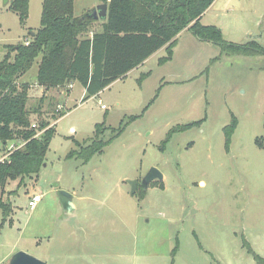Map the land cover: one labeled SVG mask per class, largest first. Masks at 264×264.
I'll return each instance as SVG.
<instances>
[{
    "label": "rangeland",
    "instance_id": "rangeland-1",
    "mask_svg": "<svg viewBox=\"0 0 264 264\" xmlns=\"http://www.w3.org/2000/svg\"><path fill=\"white\" fill-rule=\"evenodd\" d=\"M102 3L75 0V14ZM42 11L43 0H30L24 25L0 0V60L7 44L41 27ZM205 23L222 28L228 41L264 44V0H218ZM207 43L189 32L173 62L160 67L159 55L88 99L77 82L69 96L54 88L42 101V55L36 59L20 80L31 85L30 119L50 121L56 133L39 175L0 190L12 205L6 221L0 207V264H10L19 250L47 264H264L255 257L264 260V55L214 61L220 46ZM147 70L153 73L143 78ZM166 70L177 75L160 83ZM233 117L227 145L224 128ZM194 121L202 122L184 127ZM99 123L110 141L85 162L81 145L92 141ZM2 152L0 146V159ZM153 166L164 179L152 181L145 194L141 187L132 193L129 179L142 180ZM60 190L74 192L72 210ZM34 192L44 193L36 210L28 207Z\"/></svg>",
    "mask_w": 264,
    "mask_h": 264
},
{
    "label": "trees",
    "instance_id": "trees-1",
    "mask_svg": "<svg viewBox=\"0 0 264 264\" xmlns=\"http://www.w3.org/2000/svg\"><path fill=\"white\" fill-rule=\"evenodd\" d=\"M108 3V18L99 29L95 20L85 15L75 14V0H43L41 27L29 33L30 44L25 40L17 44H7L8 49L0 60V146L2 150L13 148L18 139L29 140L23 148L14 150L9 159L0 161V190L10 181L19 180V186L26 178L39 175L51 141L56 133V125L44 119L33 128L30 119L32 111L27 107L31 85L19 79L39 62L37 82L47 91L62 89L72 82H79L87 92L85 99L99 94L119 78L125 77L150 56L163 47L167 54L161 62L173 58L179 35L184 30L191 31L204 41L220 46L223 55H264V44L257 40L245 43L228 41L222 28L203 24L201 18L215 0H104ZM22 24H27L30 15V0H11ZM91 32L93 34L91 35ZM93 67L95 68L93 70ZM144 78V76H143ZM43 95L41 100H45ZM66 114L65 112L61 115ZM139 115L130 116L135 120ZM194 121L184 126L186 129L200 124ZM105 123L96 125V134L83 148L81 157L88 162L96 153L104 151L108 141L103 135ZM237 126V118L225 126L227 145ZM44 132L35 137L38 131ZM123 126L115 129L113 137L119 136ZM77 153L72 150L68 156ZM143 189L145 194L146 190ZM0 207L4 221L11 214V202L0 197ZM4 222L0 225L3 226ZM250 252H254L246 243ZM178 250V245L174 253ZM255 254V252H254ZM256 259L264 260L255 254Z\"/></svg>",
    "mask_w": 264,
    "mask_h": 264
},
{
    "label": "water",
    "instance_id": "water-1",
    "mask_svg": "<svg viewBox=\"0 0 264 264\" xmlns=\"http://www.w3.org/2000/svg\"><path fill=\"white\" fill-rule=\"evenodd\" d=\"M8 3L10 0H4ZM108 10L109 5L108 3H102L98 5L95 9L89 11V13L85 14V16L89 18H93L95 20L105 21L108 18ZM95 68L93 67V70ZM164 174L162 171L153 166L151 169L144 175L142 180L138 178L129 179V183L132 186V193H136L139 187H143L145 190L148 189L150 183L154 180H163ZM59 195L61 201L67 210H72L75 207L73 201V194L66 190H60ZM10 264H47L46 261L35 257L34 255L30 254L25 250H19L12 256L10 260Z\"/></svg>",
    "mask_w": 264,
    "mask_h": 264
},
{
    "label": "crops",
    "instance_id": "crops-1",
    "mask_svg": "<svg viewBox=\"0 0 264 264\" xmlns=\"http://www.w3.org/2000/svg\"><path fill=\"white\" fill-rule=\"evenodd\" d=\"M217 1L218 0H215V2L212 4V6H214V4H216L217 3ZM212 6L210 7V8H212ZM209 8V9H210ZM209 9L203 14V16H202V18H201V21H202V23H203V18L205 17V15H206V13L209 11ZM102 22L103 21H100V23H99V25H98V28L101 26V24H102ZM206 24V23H205ZM221 27H223V26H221ZM96 29H97V25H96ZM33 31H36V29L34 30L33 29ZM223 31V30H222ZM189 32H191V31H189V30H185V31H183L180 35H179V37H178V41H177V44H176V46H175V48H174V55H173V58L171 59V60H169V61H166V62H161V59H162V57H164V56H166V54H167V51H166V47H163V48H161L160 50H158L156 53H154L152 56H150L146 61H144L142 64H140L138 67H136V68H134L132 71H130L125 77H122V78H119L118 80H116V81H121V80H123V79H126V78H128L131 74H133L135 71H138V70H140V69H143V68H145L146 66H147V64L151 61V60H153L154 58H156V57H158L159 55V57H158V60H157V63H158V66H165V65H168L169 63H171V62H173V60H174V58H175V55L177 54V48H178V46H179V43H180V39L183 37V36H185V35H187ZM192 33V32H191ZM93 34V32H91V35ZM190 37V36H189ZM30 37H27V38H25L24 40H26V39H29ZM196 38H198L197 36H196ZM199 40H201L200 38H199ZM208 43L207 44H212V43H209V42H211V41H207ZM232 42H234V41H232ZM214 44V43H213ZM163 51L164 52H166V54H164L163 56H161V54L163 53ZM226 56H233V55H226ZM244 56H246V55H244ZM152 73H153V70H147V71H145V73H143L142 74V76H144V77H150L151 75H152ZM25 75V74H24ZM23 75V76H24ZM177 74L175 73V72H172V71H168V70H166L165 72H163L162 73V76L160 77V80H159V82L160 83H162V81H166V78H169V77H172V76H176ZM23 76H21V78H23ZM21 78L19 79V81L21 80ZM21 82V81H20ZM168 82L170 83L171 82V80H168ZM24 83V82H23ZM77 82H72L71 84H68V85H66L65 87H63V88H65L64 90H63V93L64 94H66L67 96H69L70 95V93H71V90H72V88H73V86L76 84ZM110 87V86H109ZM109 87H107L106 89H108ZM56 90H60L59 88H57ZM44 95H49V93L51 92V90H49V91H47L45 88H44ZM84 92H86V89L84 88ZM103 91H101L100 93H102ZM99 93V94H100ZM99 94H97V95H99ZM52 125H53V123H52ZM73 129H74V127H73ZM201 184H205V182L204 181H201ZM5 190V189H4ZM3 193H4V191H3ZM37 193H41V194H43L44 195V193H42V192H34L33 194H30L29 195V199H30V197L31 196H33L34 194H37ZM73 194H74V192H73ZM3 198V197H2ZM73 199H74V196H73ZM44 197H43V199H42V201L39 203V205L36 207V209H40V208H42L43 206H44ZM40 206V207H39ZM36 209H34V210H36ZM12 258V257H11ZM11 260V259H10ZM44 261H46V259H44ZM47 262V261H46Z\"/></svg>",
    "mask_w": 264,
    "mask_h": 264
},
{
    "label": "built area",
    "instance_id": "built-area-1",
    "mask_svg": "<svg viewBox=\"0 0 264 264\" xmlns=\"http://www.w3.org/2000/svg\"><path fill=\"white\" fill-rule=\"evenodd\" d=\"M25 43L27 45L30 44V39H26L25 40ZM100 102L101 99H100ZM102 108H107L105 104H101ZM63 108V106L61 104H58V111L61 110ZM38 127V124L36 122L33 123V128H36ZM44 132V129L43 130H40L38 131V133L35 135V137H39L42 133ZM29 140H25V139H18L15 146L12 148H9L7 149L6 147L3 149V152H2V157L0 159V161H5L6 159H9L10 158V155L12 154V152L14 150H17V149H20V148H23L26 143L28 142ZM43 199V195L41 193H37V194H34L33 196L30 197L29 199V203H28V207L32 210L36 209V207L39 205V203L42 201Z\"/></svg>",
    "mask_w": 264,
    "mask_h": 264
}]
</instances>
